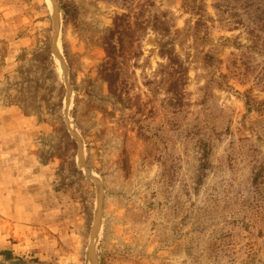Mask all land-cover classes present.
Returning a JSON list of instances; mask_svg holds the SVG:
<instances>
[{
  "label": "rangeland",
  "instance_id": "obj_1",
  "mask_svg": "<svg viewBox=\"0 0 264 264\" xmlns=\"http://www.w3.org/2000/svg\"><path fill=\"white\" fill-rule=\"evenodd\" d=\"M263 9L0 0V264H264ZM52 71L61 108L48 85L44 115L11 105ZM63 124L85 180L64 142L42 156Z\"/></svg>",
  "mask_w": 264,
  "mask_h": 264
},
{
  "label": "trees",
  "instance_id": "obj_2",
  "mask_svg": "<svg viewBox=\"0 0 264 264\" xmlns=\"http://www.w3.org/2000/svg\"><path fill=\"white\" fill-rule=\"evenodd\" d=\"M62 7H63V13H64V20L66 22L68 20V13H69L68 10L70 7L68 5H63ZM261 18H262L261 21L264 22V12H263ZM263 28H264V26H263ZM114 40H115V36L112 37V41L107 45V48H106L107 54H109V56L115 55V53L118 50L117 45L114 43ZM168 59L170 61L169 64L171 66H174L176 64V62H174L172 60V56H169ZM114 64H116V63H114ZM49 66L53 67V64L50 62ZM118 76H119V72H116L113 70L110 72H107V74L104 76L105 82L108 84L109 90L111 91L112 94H118V93L122 94L121 92L124 90L122 86H118L116 84L117 83L116 80H118ZM48 77H49L50 81L49 80H44V81L42 80L41 81L40 79H38V80L34 79L32 81L34 83V92L32 94H30L29 96H28L27 92L26 93L20 92L18 95H16L13 98L11 105H15L16 107H18V109L21 111V113L27 117L33 116V115H39V114L44 115L43 114L44 113V106L42 103L39 102L40 100L38 99V96H39L38 95V89H39V87H41V85H44V86L48 85L49 93L52 94L54 92H57L59 95H61L58 104L54 105V107H51V108H53V109L54 108H56V109L61 108L62 98L64 96V90H63L62 86L60 85L58 77L54 71L49 73ZM41 82H45V83L41 84ZM171 86L172 87L169 91H171V92L175 91L174 93H176L177 84L172 83ZM42 99L44 102L47 101L45 97H42L41 100ZM76 102H77V100H76ZM34 113H36V114H34ZM59 132H60V135H59V140H60L59 145L60 146L57 145V147L55 148L56 151L48 154V157H46L47 155H42V156H45L47 163L55 162L56 159H59L61 162H64V160L66 159L64 156L72 158V161L70 163V164H72L71 165L72 171L76 175H78V177L81 180H85V177L83 176L82 171L79 170L75 164V156L79 150V145L77 144V142L74 139L71 138L70 133L68 132L67 128L65 127V124H63V126L59 129ZM82 135H83V138L85 139L83 132H82ZM61 141L66 144V151H68L67 153L65 152V154L63 153L64 156L62 154L58 153L62 149ZM59 187L64 189L65 193H68V190L70 189L71 184L67 185L66 183L62 182V184ZM89 215L91 216L92 212Z\"/></svg>",
  "mask_w": 264,
  "mask_h": 264
},
{
  "label": "water",
  "instance_id": "obj_3",
  "mask_svg": "<svg viewBox=\"0 0 264 264\" xmlns=\"http://www.w3.org/2000/svg\"><path fill=\"white\" fill-rule=\"evenodd\" d=\"M58 40H59V34H58L57 31H55V33H54V37H53V45H54V47L57 46ZM61 61H62L63 63H65L63 59H61ZM69 110H70V109H69V106H67V109H66V111H65V117H66V118L69 117Z\"/></svg>",
  "mask_w": 264,
  "mask_h": 264
}]
</instances>
